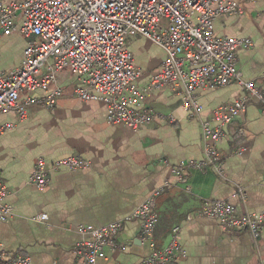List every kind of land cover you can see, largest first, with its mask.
<instances>
[{"label":"crops","instance_id":"crops-1","mask_svg":"<svg viewBox=\"0 0 264 264\" xmlns=\"http://www.w3.org/2000/svg\"><path fill=\"white\" fill-rule=\"evenodd\" d=\"M239 1L244 12L218 18L215 31L253 42L252 48L238 51V68L264 96V0ZM132 39L128 46L135 45V62L144 72L141 83L147 84L161 69L165 53L148 39ZM31 40L19 32L5 35L0 28V72L20 67ZM77 84L74 73H60L57 86L64 95L54 109L32 106L25 120L15 113L0 115L1 125H14L0 134V171L13 208L12 217L0 223V248L9 257H28L32 264H83L75 254L86 239L78 233L80 226L101 228L123 220L163 190L155 201L159 222L154 237L162 248L178 231L186 255L177 264H264V230L256 239L247 231H225L220 222L199 215L207 201L231 203L239 215L264 213V109L259 102L251 99L219 142L225 171L220 176L213 168L190 163L205 160L202 121L244 97L247 91L240 85L199 90V119L188 117L179 89L166 86L147 101L156 115L153 122L134 131L111 126L103 103L77 98ZM70 156L90 166L51 172L44 191L30 184L38 159L53 164ZM179 168L183 180L176 175ZM41 215L48 219L36 220ZM141 228L139 220L128 223L100 264L141 263L150 252L140 242Z\"/></svg>","mask_w":264,"mask_h":264},{"label":"built area","instance_id":"built-area-1","mask_svg":"<svg viewBox=\"0 0 264 264\" xmlns=\"http://www.w3.org/2000/svg\"><path fill=\"white\" fill-rule=\"evenodd\" d=\"M243 12L239 0H0V28L4 34L19 32L32 39L20 67L0 72V115L15 113L25 120L32 106L54 109L64 95V90L57 86L58 75L63 72L77 76V98L103 103L111 126L134 131L153 122L156 115L147 101L166 86L178 88L188 117L199 119L203 113L199 90L238 84L247 94L232 106L218 108L210 120L202 121L205 160L190 163L193 167L213 168L224 176L218 144L226 139L228 126L247 111L251 99L264 109L263 94L254 82L243 78L238 68V51L252 48L253 42L248 38L218 36L215 31L218 18ZM132 36L148 39L165 53L161 69L151 75L147 84L141 83L144 72L137 67L128 46L127 39ZM40 91L44 93L37 95ZM13 128L11 123L0 124V134ZM89 166L75 156L53 164L40 158L29 182L44 191L51 184V172ZM176 175L183 180L181 168ZM162 191H156L123 220L101 228L80 226L78 233L86 239L77 245L75 254L82 263L107 261V251L114 247V240L128 223L139 220L140 242L150 250L139 264H177L186 255L178 231L162 248L154 237L159 222L155 201ZM9 197L10 190L0 171V223L12 217ZM199 215L220 222L225 231H247L256 239L264 230V213L239 215L236 206L228 202H204ZM47 219V215H41L36 220ZM0 264L32 262L24 256L9 257L0 248Z\"/></svg>","mask_w":264,"mask_h":264},{"label":"rangeland","instance_id":"rangeland-1","mask_svg":"<svg viewBox=\"0 0 264 264\" xmlns=\"http://www.w3.org/2000/svg\"><path fill=\"white\" fill-rule=\"evenodd\" d=\"M132 40H134V39H132V37H129L128 39H127V42H131ZM134 48H135V45L133 44L132 46H131V50H132V52L134 53Z\"/></svg>","mask_w":264,"mask_h":264}]
</instances>
